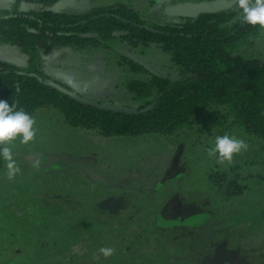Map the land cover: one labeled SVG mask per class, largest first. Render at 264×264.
I'll list each match as a JSON object with an SVG mask.
<instances>
[{"label":"trees","instance_id":"trees-1","mask_svg":"<svg viewBox=\"0 0 264 264\" xmlns=\"http://www.w3.org/2000/svg\"><path fill=\"white\" fill-rule=\"evenodd\" d=\"M62 1L15 0L9 9H0V45L17 47L26 59L25 67L0 60V100L31 116L57 110L69 126L104 138L152 133L173 137L213 109L231 128L264 142V62L235 54L252 46L264 29L243 24L238 7L149 25L139 11L122 6L95 8L86 15L53 11ZM115 40L134 49L158 48L180 77L150 73L146 81L133 82V98L147 101L136 110L105 109L49 83L43 58L50 49H96ZM130 63L134 71L144 70ZM218 181L215 185L224 184L228 195L245 190L224 175ZM107 196L106 189L86 181L40 192L33 238L28 247L13 252L16 264H199L206 259L208 253H200L192 238L159 224L156 193L137 197L133 209L111 218L95 208ZM101 225L104 233H98ZM102 247L114 248V255L104 258L97 251Z\"/></svg>","mask_w":264,"mask_h":264},{"label":"rangeland","instance_id":"rangeland-1","mask_svg":"<svg viewBox=\"0 0 264 264\" xmlns=\"http://www.w3.org/2000/svg\"><path fill=\"white\" fill-rule=\"evenodd\" d=\"M81 1L88 7L84 12L115 2ZM136 1L134 6L149 25H162L175 21L168 9L192 0ZM224 1L237 8L235 0ZM14 2L0 0V9H9ZM235 54L264 62V30L252 46ZM0 60L26 65L20 50L11 45H0ZM130 61L145 66L144 70L134 71ZM43 65L50 84L111 110L143 106L147 101L133 98L131 84L146 81L150 73L180 77L170 57L158 48L134 49L117 40L96 49H50ZM32 117L34 140L26 145L16 140L11 145L20 172L8 180L4 161L0 168V264H16L13 252L29 246L39 193L82 181L107 190L108 196L95 207L105 218L133 209L139 196L159 195V224L178 229L192 238L200 253L206 251V259L199 264H264V142L241 128H231L222 114L209 109L173 137L152 133L114 138L71 127L57 110H40ZM224 134L245 140L249 147L221 163L208 151L215 137ZM51 156L84 159L90 167L84 171L81 164L43 162L42 158ZM222 175L244 186V192L228 195L224 184L216 186ZM101 227L98 233L105 232L106 227Z\"/></svg>","mask_w":264,"mask_h":264},{"label":"clouds","instance_id":"clouds-1","mask_svg":"<svg viewBox=\"0 0 264 264\" xmlns=\"http://www.w3.org/2000/svg\"><path fill=\"white\" fill-rule=\"evenodd\" d=\"M235 3L240 10L239 18L243 24L264 29V0H235ZM34 125L35 120L29 113L0 100V159L5 162V175L8 180H13L20 172L11 145L16 140L25 145L32 142L36 136ZM248 147L245 140L224 134L215 137L208 154L221 163L230 162L234 155L246 151ZM97 251L106 259L115 253L112 247H102Z\"/></svg>","mask_w":264,"mask_h":264},{"label":"water","instance_id":"water-1","mask_svg":"<svg viewBox=\"0 0 264 264\" xmlns=\"http://www.w3.org/2000/svg\"><path fill=\"white\" fill-rule=\"evenodd\" d=\"M65 2V1H64ZM64 2L60 4H65ZM67 3V2H66ZM233 7V3H226L223 0L205 2L194 5H180L174 6L168 9V14L170 16H176L185 19H193L201 15H213L221 12L230 10ZM145 67V66H142ZM147 69V68H146ZM43 162L55 166L54 164H62L63 166L70 165H83L84 171H88L89 165L84 159L76 160L74 157L69 156H51L49 158H42Z\"/></svg>","mask_w":264,"mask_h":264},{"label":"flooded vegetation","instance_id":"flooded-vegetation-1","mask_svg":"<svg viewBox=\"0 0 264 264\" xmlns=\"http://www.w3.org/2000/svg\"><path fill=\"white\" fill-rule=\"evenodd\" d=\"M64 1H62V2H64L65 4H60V3H62V2H60L52 10L57 12V13H62V14L86 15L87 13L93 11V9H95V8L99 9V8L111 7V6H122V7H128V8L136 9V6H134V4L137 5L136 4L137 3L136 0H115L114 3L108 4V5H100L98 7L90 8V11L84 12V10H86L88 7L84 8L85 4H82L81 0H64ZM139 1L141 2L142 0H139ZM145 1L149 2V0H145ZM213 1H218V0H192L191 2L178 4L177 6H180V5H194V4H200V3H205V2H213ZM24 9H26V7H24ZM233 9H235V6L232 7L230 10H233ZM137 11H139L141 13V10H137ZM172 17H174V16H172ZM174 18H175L174 23L179 22L182 19H185V18H180V17H176V16ZM165 210H166L165 211L166 214H168L170 212V210H171L170 209V205ZM172 211L176 212L175 210H172Z\"/></svg>","mask_w":264,"mask_h":264}]
</instances>
